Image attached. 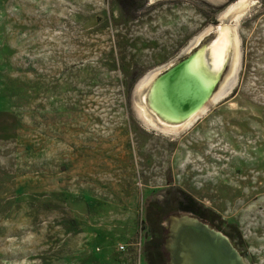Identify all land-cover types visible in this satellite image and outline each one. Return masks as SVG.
Here are the masks:
<instances>
[{"label": "rangeland", "instance_id": "1", "mask_svg": "<svg viewBox=\"0 0 264 264\" xmlns=\"http://www.w3.org/2000/svg\"><path fill=\"white\" fill-rule=\"evenodd\" d=\"M220 27L206 113L165 123L140 81L200 52L213 69ZM150 214L264 264V0H0V264H149Z\"/></svg>", "mask_w": 264, "mask_h": 264}, {"label": "bare ground", "instance_id": "2", "mask_svg": "<svg viewBox=\"0 0 264 264\" xmlns=\"http://www.w3.org/2000/svg\"><path fill=\"white\" fill-rule=\"evenodd\" d=\"M219 30V37L211 46L213 69H208L200 52L183 66L161 78V74L156 77L148 74L140 81L151 87V107L166 122L187 120V127H192L199 119L200 111L205 109L204 106L212 97L233 42L228 28L220 27ZM226 92L227 89L218 94L213 102H220L232 94L231 92L225 96ZM206 111L205 109L203 114Z\"/></svg>", "mask_w": 264, "mask_h": 264}, {"label": "water", "instance_id": "3", "mask_svg": "<svg viewBox=\"0 0 264 264\" xmlns=\"http://www.w3.org/2000/svg\"><path fill=\"white\" fill-rule=\"evenodd\" d=\"M191 57L183 59L180 63L172 66L159 75V78L180 68L186 62L190 61ZM150 90L151 87L149 86L146 98L149 109L165 121L151 107ZM214 94L208 102L213 98ZM185 121L187 120L180 122H165L177 125ZM165 248L169 257L168 264H246L243 257L233 247L227 236L216 231L202 220L187 216L176 219L175 228L172 227L169 230Z\"/></svg>", "mask_w": 264, "mask_h": 264}, {"label": "trees", "instance_id": "4", "mask_svg": "<svg viewBox=\"0 0 264 264\" xmlns=\"http://www.w3.org/2000/svg\"><path fill=\"white\" fill-rule=\"evenodd\" d=\"M148 0H117V2L124 6L131 8L138 2H147ZM177 204L186 213L193 214L203 220L211 221L210 211L204 209L198 202L191 197L184 195L177 199ZM163 208L158 209V213H162ZM166 214L162 218H156L148 215V223L151 229V239L146 243V252L149 264H168V253L165 248L166 240L169 230L164 227L163 221L166 219ZM213 220V219H212Z\"/></svg>", "mask_w": 264, "mask_h": 264}]
</instances>
